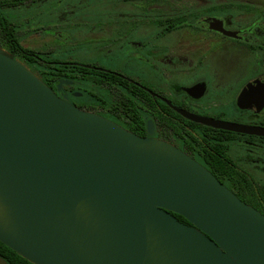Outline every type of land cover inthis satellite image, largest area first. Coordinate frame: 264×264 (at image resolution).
I'll list each match as a JSON object with an SVG mask.
<instances>
[{"label": "water", "instance_id": "1", "mask_svg": "<svg viewBox=\"0 0 264 264\" xmlns=\"http://www.w3.org/2000/svg\"><path fill=\"white\" fill-rule=\"evenodd\" d=\"M0 241L35 264H264V214L0 46Z\"/></svg>", "mask_w": 264, "mask_h": 264}, {"label": "flooded vegetation", "instance_id": "2", "mask_svg": "<svg viewBox=\"0 0 264 264\" xmlns=\"http://www.w3.org/2000/svg\"><path fill=\"white\" fill-rule=\"evenodd\" d=\"M46 1L0 0V46L14 55L35 50L48 84L70 103L176 146L264 214V0L80 5L94 15L75 16L72 42L89 53L76 60L58 56L73 39L61 31L58 48L23 43L62 26L34 22V8ZM13 251L0 244L8 264Z\"/></svg>", "mask_w": 264, "mask_h": 264}, {"label": "rangeland", "instance_id": "3", "mask_svg": "<svg viewBox=\"0 0 264 264\" xmlns=\"http://www.w3.org/2000/svg\"><path fill=\"white\" fill-rule=\"evenodd\" d=\"M93 1L96 0H50L39 3V5L34 8V22L38 23L40 26L53 27L54 23L61 24L62 26L47 30V34L42 32L34 33L32 37L24 40L23 43L30 48L40 50L46 45H50V49L53 47L58 48L60 41L57 35L61 31L64 38H73L69 40L68 44L65 43L63 47L61 45L57 49V53H59L58 56L61 60H76L77 58L89 57V53L86 49L80 51L72 41H74L76 37L75 32L79 29L75 24V16L81 15L82 17H89L94 15L93 13H84L79 6L89 5Z\"/></svg>", "mask_w": 264, "mask_h": 264}, {"label": "trees", "instance_id": "4", "mask_svg": "<svg viewBox=\"0 0 264 264\" xmlns=\"http://www.w3.org/2000/svg\"><path fill=\"white\" fill-rule=\"evenodd\" d=\"M15 43L19 47L18 41H15ZM14 48H16V47H14ZM8 50L11 52H14V50L12 48H8ZM15 53H16V51H15ZM37 55L42 56L41 54L37 53L35 50H33V51L27 50L24 53L15 54V56L17 58L21 59L27 66H29L31 69H33L36 73H38V75H40L42 77V79L44 81L47 82L46 76L44 74L43 63L40 62L39 59H37ZM174 214L178 217L179 220L186 222V223H190L189 220L187 218H185L183 215H180L178 213H174ZM0 244L3 246L5 245L3 242H0ZM13 254H14V264H35V263L29 261L28 259L24 258L23 256H21L20 254H18L16 251H13Z\"/></svg>", "mask_w": 264, "mask_h": 264}]
</instances>
